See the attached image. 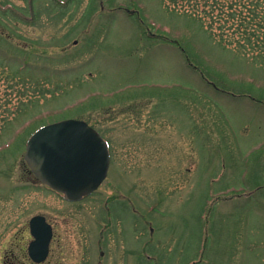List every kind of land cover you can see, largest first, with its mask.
I'll use <instances>...</instances> for the list:
<instances>
[{"label": "rangeland", "instance_id": "374dc122", "mask_svg": "<svg viewBox=\"0 0 264 264\" xmlns=\"http://www.w3.org/2000/svg\"><path fill=\"white\" fill-rule=\"evenodd\" d=\"M68 1L0 0V264L37 214L52 264H264L263 32L213 0ZM69 119L112 153L78 204L24 159Z\"/></svg>", "mask_w": 264, "mask_h": 264}, {"label": "water", "instance_id": "95a60500", "mask_svg": "<svg viewBox=\"0 0 264 264\" xmlns=\"http://www.w3.org/2000/svg\"><path fill=\"white\" fill-rule=\"evenodd\" d=\"M25 161L41 182L77 201L104 182L110 154L106 141L86 122L66 120L35 132L27 143ZM32 229L36 240L30 255L43 261L49 251V228L43 218L36 217Z\"/></svg>", "mask_w": 264, "mask_h": 264}, {"label": "flooded vegetation", "instance_id": "af4514ba", "mask_svg": "<svg viewBox=\"0 0 264 264\" xmlns=\"http://www.w3.org/2000/svg\"><path fill=\"white\" fill-rule=\"evenodd\" d=\"M70 2V0L68 1V3ZM32 184L33 186H35L37 189H44L47 193L53 194V195H59L61 198H63V200L67 203H71V204H78L83 202L84 200H86V198L91 197L93 194H91L90 196L84 197L81 201L78 202H70L65 200L64 196L51 189L49 186L43 184L42 182H40V180L38 178H36L35 176L32 177ZM35 217H41L43 218L44 222L47 223V225L49 226V228L51 229L50 234H51V241H50V245H49V254L47 256V258L44 261H36L32 258V256L30 255V245L32 244V242H34L35 238L32 234V220ZM26 229V228H25ZM55 226L53 224V222H51V220H49V218L44 215V214H37L32 216L28 223H27V232L28 235L23 236V240L22 239H18L19 242L17 243V245H15L13 251H11V254L8 253L7 256H5L6 260L4 261V264H52L51 261V250H52V244L55 240ZM28 240V241H27ZM11 256V257H10ZM102 256H104V253H102ZM104 258V257H103ZM97 264H100V262H98Z\"/></svg>", "mask_w": 264, "mask_h": 264}, {"label": "trees", "instance_id": "16d2710c", "mask_svg": "<svg viewBox=\"0 0 264 264\" xmlns=\"http://www.w3.org/2000/svg\"><path fill=\"white\" fill-rule=\"evenodd\" d=\"M213 5L218 7L227 5L244 16L246 23L241 34L246 37L249 35V31H253L255 28L264 34V0H213Z\"/></svg>", "mask_w": 264, "mask_h": 264}]
</instances>
